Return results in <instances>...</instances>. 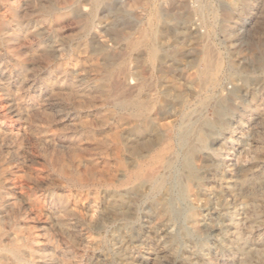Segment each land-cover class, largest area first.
<instances>
[{
	"label": "rangeland",
	"instance_id": "obj_1",
	"mask_svg": "<svg viewBox=\"0 0 264 264\" xmlns=\"http://www.w3.org/2000/svg\"><path fill=\"white\" fill-rule=\"evenodd\" d=\"M10 2L0 6V27L13 36L0 40V255L18 246L23 264H264V69L252 61L264 45V0ZM82 5L84 14L95 11L92 31ZM52 7L57 13L49 16ZM157 13L165 18L158 25ZM154 28L165 48L182 45L163 66L127 39L138 42ZM204 46L213 47L223 74L210 107L201 108L196 77ZM120 64L100 88L105 66ZM245 76L252 78L247 86ZM235 87L242 90L229 126L215 130L204 159L194 163L199 179L184 198L172 192L171 221L147 188L134 193L113 185L124 177L119 160L135 161L118 149L132 124L109 103L110 91L153 101L154 131L141 137L172 140L182 110L176 90L194 115L213 118L220 94Z\"/></svg>",
	"mask_w": 264,
	"mask_h": 264
},
{
	"label": "bare ground",
	"instance_id": "obj_2",
	"mask_svg": "<svg viewBox=\"0 0 264 264\" xmlns=\"http://www.w3.org/2000/svg\"><path fill=\"white\" fill-rule=\"evenodd\" d=\"M93 1H95V6H99L104 0H93ZM9 2H10V0H0V6L8 4ZM11 3L12 2H10L9 4H11ZM73 7H75V6H73ZM73 7H71V8H73ZM85 8H86L85 5L81 6L82 13L85 11L84 10ZM66 9H68V8H66ZM18 10H19V8H16L14 6L11 7V19L15 20L16 23L19 25L20 21H19L18 15H17ZM68 10H70V9H68ZM95 10H97L96 7H95ZM7 11H8V9H7ZM46 13L49 16L56 14L57 13L56 8L52 7L50 9V11L46 12ZM84 15L89 17V20L87 21V23L85 25V28H86V31H88V30L90 31L91 29H93V27L95 25L94 20H92V18L95 17V11L92 10L90 13H85ZM212 16L214 17V19H217L218 13L214 12L212 14ZM164 19L165 18L163 17V15H161L160 13H157L155 15V24L158 25V23H160ZM22 20H24V19H22ZM9 23L10 22L8 21V19L4 20V24L9 25ZM2 24H3V22H2ZM157 25H156V27H157ZM2 28L4 29V27H2ZM2 28L0 27V40H6V39L9 40V38L13 37L12 34L9 35L8 37L7 36L5 37V34L3 33ZM18 31H19V29H18ZM151 33H152V35L151 34L150 35H148V34L142 35V40H140L138 42H132L130 37H128L127 39L129 42V46L132 47L133 49H138L141 46H144L145 49H147L148 61L152 65L156 66V64L158 63V66L159 65L163 66L166 63V59L168 57L176 56L181 52L182 45L180 43L176 42V44L174 46H170V48H165L163 44L158 43V39H159L158 38L159 37L158 31L156 32L155 28H154V31H152ZM86 42H90L88 40V38L86 39ZM16 48H18V47H16ZM212 48L213 47H210V46H204L203 57L201 60L202 64H203V68L197 69L196 82L199 84V86L201 88V93L197 96L198 102L197 101L196 102H197V106H199L201 108L210 107L211 100L213 97V93L215 91H217L222 86L221 75L223 74V67H222L223 65L221 63L219 56L214 53ZM262 48H263L262 52L254 55L252 58V61H253V64H255L256 66H258L261 69H264V45L262 46ZM16 62H18V61H16ZM122 66H123V64H120L118 66H114V65L105 66L104 74L106 75V78L99 79L98 80V82H99L98 86L100 88H106L105 87L106 79L108 77H111L113 75V73L117 69L122 68ZM98 71H100V70H98ZM99 73H101V72H99ZM251 79L252 78H249L247 76L242 77L243 86H247V84H249ZM144 84L145 83H142L140 85L139 91H142ZM242 87H235L234 90H227L226 92L222 91L223 93L220 94L218 103L215 106L213 118H203L200 114H198L197 116L194 115L196 111L192 109V104L187 100L186 95L184 93L178 92L176 90L177 93L174 95V99H176L179 102L182 110L180 111L181 122L177 126L176 136L172 140H165L161 135H159L157 133L154 136V139H147L145 137L144 138L141 137V136H143L144 131H146V132L149 130L154 131L153 130L154 128L152 127V123H151V113L153 112L152 108L155 105V103L153 101H149L148 99H145L144 97L141 96V94L132 95V94L127 93L126 91H122V92H119L117 94L115 92V94H114L110 91L109 94L107 95L108 99H109V103L112 105V107L115 109V111L117 113L121 114V119L124 122L132 124V127L130 129L129 134L120 136L122 141L119 144L117 143L118 149L120 148V146H122L123 149L129 154L131 160L133 159L135 161V164H133L130 162V159L127 160V159L123 158V159L119 160V164H120L121 169H122L121 171H122V174L124 177L122 180L113 183V185H115L117 188H127L129 191H131V192L133 191L134 193H139L143 188H147V195H146L147 198L157 199V204H158V207L160 210V212H158V213H160V215H162L167 220L171 221L176 214L174 201L171 198V195H172V192L174 191V188H177V192H178L177 198L178 199L184 198L186 195V191L189 190L191 188V185L199 179L198 173H197L198 171L195 168L194 163L199 158L204 159V152L209 148L210 140L216 134L215 130L225 129L229 126V125L227 126L226 118H227L228 113L230 112V108H231L230 106L232 105V102L235 99H237L239 93L242 90ZM105 91H106V89H105ZM107 129H109V128H107ZM173 132H174V130H173ZM147 134L148 133H146V135ZM116 137H117V135H116ZM103 141H104V139H103ZM108 141H110V140H108ZM111 141H113V140H111ZM104 142H107V140H105ZM114 151H116V150H114ZM105 152H107V151H105ZM117 154H119V153H117ZM56 163H57V161H56ZM89 163H91V162L89 161ZM69 169H68V171H69ZM68 171L66 169L65 172H68ZM80 177H82V175H80ZM77 178L79 179V177H77ZM83 178L85 179L84 176H83ZM182 179H184V181ZM8 181H9V179H8ZM6 184H7V182H6ZM21 185H22V183H21ZM105 185H106V183H105ZM3 189H1V190H3ZM5 189H6V187H5ZM58 196H59V194H58ZM118 196L120 198L125 197V194L119 192ZM5 199H6V197H5ZM8 204H10V203H8ZM191 210H192L191 211L192 212L191 218H193V220L195 222L194 224H197L196 218L198 216V212L195 209H191ZM69 213L70 212L68 211V214ZM121 215L125 216V212H123ZM162 221H164V220H162ZM18 237H20V236H18ZM21 238H22V236H21ZM22 240L24 242L26 239L25 240L22 239ZM20 242H21V240H20ZM21 244L22 243H20V245ZM11 245H9V247ZM30 248H32V247H30ZM167 252H168V250H167ZM27 255H29V253L26 254V257H27ZM4 258L11 259L15 264H23L25 262L24 256L22 254V250L18 246H14L12 248L10 247V249L1 253L0 259H4ZM27 259L29 260V258H27ZM0 262H1V260H0ZM41 262H43V261H41Z\"/></svg>",
	"mask_w": 264,
	"mask_h": 264
}]
</instances>
